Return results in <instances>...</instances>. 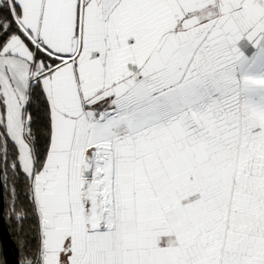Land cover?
<instances>
[{"label":"snow or ice","instance_id":"obj_1","mask_svg":"<svg viewBox=\"0 0 264 264\" xmlns=\"http://www.w3.org/2000/svg\"><path fill=\"white\" fill-rule=\"evenodd\" d=\"M0 186L18 264H264V0H0Z\"/></svg>","mask_w":264,"mask_h":264},{"label":"water","instance_id":"obj_2","mask_svg":"<svg viewBox=\"0 0 264 264\" xmlns=\"http://www.w3.org/2000/svg\"><path fill=\"white\" fill-rule=\"evenodd\" d=\"M5 193L0 186V242L6 264H18L19 248L11 235L4 215Z\"/></svg>","mask_w":264,"mask_h":264},{"label":"trees","instance_id":"obj_3","mask_svg":"<svg viewBox=\"0 0 264 264\" xmlns=\"http://www.w3.org/2000/svg\"><path fill=\"white\" fill-rule=\"evenodd\" d=\"M4 193H5V191H4ZM8 210H9L8 209V197H7L6 193H5V209H4V215H5V213ZM5 218H6V216H5ZM6 222H7V225L9 227V230L11 232V235L14 238V240L16 241L17 246L19 248V260H20L22 258V256H23V254H24V249L22 247H19V245L23 241L24 236L22 234H18L17 227H16V224H15V221L14 220H11V219L6 218ZM29 223H31V221H25V228H26V230L28 229V224ZM0 264H6V261H5L3 252H2V248L0 249Z\"/></svg>","mask_w":264,"mask_h":264},{"label":"crops","instance_id":"obj_4","mask_svg":"<svg viewBox=\"0 0 264 264\" xmlns=\"http://www.w3.org/2000/svg\"><path fill=\"white\" fill-rule=\"evenodd\" d=\"M1 243V242H0ZM0 249H1V244H0Z\"/></svg>","mask_w":264,"mask_h":264}]
</instances>
